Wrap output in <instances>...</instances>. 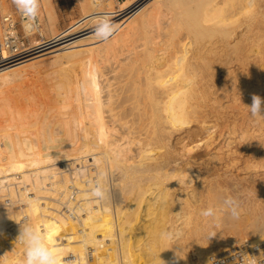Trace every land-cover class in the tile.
Instances as JSON below:
<instances>
[{
  "label": "bare ground",
  "instance_id": "6f19581e",
  "mask_svg": "<svg viewBox=\"0 0 264 264\" xmlns=\"http://www.w3.org/2000/svg\"><path fill=\"white\" fill-rule=\"evenodd\" d=\"M207 1L125 0L120 9L132 7L131 24L124 29L116 22L117 30L107 41L100 43L93 26L99 17H111V12L94 15L76 31L56 33L52 40H39L19 52L0 47V88L27 76L47 58L56 62L64 55L58 66L80 70L78 74L75 70L67 87H60L63 97L56 106L62 112L54 117L56 125L46 110L44 116L37 113L35 122L11 112L6 125L0 123V264H23L24 247L17 239L21 226L27 224L40 231L50 247L59 249L61 264H182L186 243L193 238L203 264L264 263V214L253 222L259 243L255 258L239 253L232 239L212 246L200 237L205 236L198 213L202 207L211 205L218 215L224 198L239 196L224 182L228 177L216 176L210 164L202 165L203 157L199 166L206 168H196L190 153L209 143L202 132L213 136L238 131L244 141L251 123L241 125L236 120L221 127L224 108L259 95L264 87V0H224L230 5L225 11L222 4L228 15L216 20L206 15L221 10L222 1L212 7ZM45 7L51 17V0H45ZM208 20L215 21L207 24ZM1 25L0 21V39ZM24 29L43 36L41 15L40 25L24 21ZM80 37L81 47L69 51ZM33 58L38 60L12 68ZM115 78L120 82L113 89ZM228 83L230 89H224ZM225 97L229 103L220 104ZM128 116L146 130L136 154L132 131L119 123ZM251 122L261 127L264 118ZM178 131L187 132L180 149L173 142ZM87 163L95 167L93 172ZM252 170L253 181L264 174V152ZM54 177L48 186V179ZM72 184L82 191L79 204L68 201ZM98 184L104 199L88 195ZM213 184L226 186L221 190ZM62 205L68 206L67 214ZM245 209L254 213L250 206ZM171 215L176 225L170 226ZM166 229L178 236L171 241L161 238ZM105 243L109 246L100 249Z\"/></svg>",
  "mask_w": 264,
  "mask_h": 264
},
{
  "label": "rangeland",
  "instance_id": "374dc122",
  "mask_svg": "<svg viewBox=\"0 0 264 264\" xmlns=\"http://www.w3.org/2000/svg\"><path fill=\"white\" fill-rule=\"evenodd\" d=\"M123 1H125V0H51L52 7H53L52 9H53L54 13L52 15L53 17L52 16L49 17V13H47L48 11H47V8L45 7V0H39V11H40L41 19H42V27L44 29V35L42 36L38 33L29 34L24 29V26L21 23H18L17 29H18L20 35L25 36L27 41H29V43H31V45H30L31 47H34L37 44L36 42L39 40L43 41V43H45L46 41L52 40L53 38L56 37V33L57 34H65L68 32L76 31L79 27L82 26V24H84L85 21L89 20L92 16L97 15V14H104L107 12L112 13L111 19L113 20L114 23L118 22V24L123 25L124 29H125L128 25L131 24L130 20L133 17L132 16L133 11L132 12L129 11V10H131L132 7L126 9L125 11H122L120 9V7L124 5L121 3ZM193 1H196V0H193ZM220 1H222V3L220 5H221V8L223 10L216 8L214 10L209 11L210 13L208 12L206 15L209 20L211 18L216 20V18H218V19L221 18L222 17L221 15L225 16L227 14L225 11H227L226 8L229 7L230 5L229 4H228L229 6L224 5L223 4L224 0H208L206 2V4H207V7H212ZM222 4L225 8V11H224ZM0 5H1L0 6V21H1V17L3 15H5L6 13H8V12L18 13L21 10V8L18 6L16 0H0ZM225 6H227V7H225ZM227 9H229V8H227ZM132 10H134V9H132ZM164 17L165 16H162L161 18L164 19ZM165 19H166V17H165ZM165 19H164V21H165ZM209 20L207 21V24L215 21V20H213V21H209ZM161 21H163V20H161ZM78 41L83 43V39L81 37L76 39L75 43H72V45H75V46L70 45V47H68L69 51H72V49H75V48H76L75 50H77V48L81 47L80 45H82V43L79 44V43H77ZM101 42H104V41H100V43ZM87 45H90V44H87ZM68 48L64 49L65 50L64 52H66V50H68ZM61 51H63V50H61ZM59 58H60V60L66 59V57H64V55H61ZM59 58H57V59L59 60ZM47 59H46V61L50 60L49 58H47ZM31 60L34 61V60H38V59L33 58L30 60L24 61L22 63L14 65L12 68L14 69V67H15L17 69L18 66H20L18 68H21L22 64H23V66L26 63L29 64L32 62ZM58 60H56V62H54L53 60H50L51 61V62L49 61L50 64H47L49 62H46L44 59V62L42 61L40 63V65L42 67L38 65L37 66L38 68L36 67L35 69H31L32 72L30 71L31 72V73H29L30 75L27 73L28 74L27 76L25 74L20 78H16L17 80L15 79L9 83H6L5 85L3 84L4 86L0 88L1 89L0 91H2V92H0V123H2V124L4 123L3 125H6V123L8 122L7 119L11 116V114L13 112L15 113L14 115H16L18 113V114H21L20 115L21 117H25L26 119L28 118V119L32 120L33 118L36 117L38 112L44 116L45 110H46V114H49V119L52 118L53 123L55 125L58 123L57 118L59 117V114H61L62 108L59 106H56V104L57 105L61 104L60 99H62V97H63V95H61V93H60V89H61L60 87H61V85L62 86L64 85L63 86L64 88L67 87V84H69L70 78L73 77L74 73L76 72L75 70H77V72H76L77 74L80 71L78 66L74 67V69H73V66H68V67L67 66L61 67L62 65L58 66V64H59ZM29 61H31V62H29ZM52 61H53V63H52ZM55 63H57V64H55ZM53 64H55V66ZM38 69H40V70H38ZM33 70H35V71L33 72ZM57 76H58V78H57ZM68 76H70V77L67 78ZM263 80H264V76H263ZM65 82H67V83H65ZM119 82H120V79L117 78V80H116V78H115V81L112 82V84L113 83L114 84L116 83V84H115V86L113 85L112 88L113 89L115 87L117 88L119 86ZM228 85H229V83L225 84L223 88L224 89H230V87H227ZM56 88H58V90ZM261 90H260L261 93L259 92L260 94L258 96H260V97H262V99H264V87ZM58 91H59V93H58ZM55 92L58 93L59 95L58 94L55 95L54 94ZM229 93L232 94V91ZM57 95H58V97H57ZM253 95L254 94H252V96ZM252 96L249 97L248 99H246V98L242 99L241 100L242 102L240 100L238 102H234L233 106L235 104H236L235 106L239 105L236 108H234L232 105L230 107L232 109L227 107V110H226V108H224L223 118L221 120L222 121L221 127L222 126L226 127V126L230 125L231 123L236 122V120L238 121L239 124L247 122V123H251V126H252L251 121L253 118L250 116L249 110L245 106V105H247V106L251 105ZM50 97L52 99H50ZM53 97H55V98H53ZM56 98H58V99H56ZM243 100H244V102H243ZM57 101H58V103H56ZM228 101H229V98L225 97L220 101V104H223V105L227 104V103H229ZM2 102H4V103H2ZM240 105L242 107H240ZM44 107H46V108H44ZM50 108H52L53 112H55L56 114L51 113ZM53 108H55L56 110L58 108L59 109L56 111ZM47 109H48V111H47ZM235 109H238V110H235ZM9 110H12V111L9 112ZM40 110H42V112ZM233 112H234V115H233ZM51 114H53V117ZM55 116H57V118H54ZM128 117H127L128 119L122 118L121 121H119V123L123 124V126L125 124L124 127H126L125 128L126 131L128 130L127 131L128 133L131 131H132V133L134 131L136 132L138 129H139V131H141L142 129L140 130V128L142 126H143L142 128L145 129L144 125L139 123L138 120H135L132 116H128ZM131 117H132V119H131ZM1 119H3V120H1ZM240 119H241V121H240ZM4 120H5V122H4ZM54 120L57 123H55ZM32 122H35V120H32ZM137 122L140 124V127L138 126L139 124H137ZM135 125L138 126L139 128L136 127ZM251 126H249V130L247 133L248 135H246L247 137L244 139V141L241 140L242 138H239V135H238L239 132L238 131L236 132L237 134L236 133H234V134L230 133L231 135L230 134L227 135L228 132L225 134L222 132H219L217 134H214L213 136L204 134L205 132H202L204 139L208 138L207 141H209V140L210 141H209V143L206 142L204 145H202V147L195 149V151L192 150L193 153L192 152L190 153V157H192L191 158V160L193 162L192 164H195L194 166H196V165L198 166L196 168L200 169L202 165H204V166L206 165L207 167L212 166L213 168H216V172H215L216 176L218 173H220L225 178L228 177V180H225L224 182H227V184L230 187V190L232 191L233 195L239 196L238 201H240L239 203L242 206L241 209L243 210V211H241V214H240L238 219H233L230 217V215H228L224 210L221 209L220 211H218V215H216V219L210 220L209 218L203 217L201 215V211L203 209H206V208L212 207V206L211 205L210 206L209 205L203 206L202 209L198 213L200 215V220H202L201 222H202L203 226L205 227V236L203 237L202 234H200V237H202L206 241L210 242L212 246L213 245L218 246L220 243L225 242V240L232 239V240H234L233 246L236 249L239 248V250L243 251V252L238 251L239 253H242L245 255L250 254L252 256V258H255L256 257V253H255L256 251L255 250L259 249L258 248L259 243L257 241L258 239L255 237V235L252 231H253V227H254L253 222L256 220V218L259 215L264 214V174H260V175L258 174V176H256V178H255L256 180L253 181L252 177H251V173L253 172L252 169H253L254 164L258 163V160L261 158V156L263 155V152H264V125H261V127H260V125H258V127H256V128H255V126H252L253 128ZM124 127L120 128V132L121 131L123 132V130H121V129ZM253 129H255V130H253ZM139 131H137L136 133H133V134L132 133L129 134L130 136H133V141H134L133 143L136 144V145H134L132 143V146L134 145V147H132L133 148L132 152L135 154L138 151L137 148L139 147L138 140L140 138H142V136H143L142 139H144V135L146 134V132H145L146 130H142L140 135L138 133ZM120 132L118 133L119 135L117 134L114 137H119L121 134ZM257 132H258V134H257ZM186 133L187 132H181L180 133L178 131V133H174V135H173L174 136L173 142L177 144V147L179 149L183 144V142H181V141L187 137ZM136 136H138L139 138H137ZM213 138H215V139L213 140ZM222 138H224V139H222ZM227 138L228 139L231 138L232 141H229ZM255 140H256V143H255ZM212 141H214V142H212ZM227 141L230 142V143L229 142L227 143L228 145L226 144ZM229 144H230V146H229ZM217 147H218V149H217ZM219 147H220V150H219ZM134 148H136V149H134ZM250 149H252V150H250ZM134 150H136V151H134ZM192 154H194V155L192 156ZM205 156H207V157H205ZM202 157H203V162H206L207 164L202 162V165L199 166L200 161L202 160ZM205 158H208L209 160L208 159L205 160ZM210 158H211V160H212V158L215 159V161L212 160V162H215V164L211 162ZM217 159H218L219 163L217 162ZM193 160H195V162ZM249 160H252V161H249ZM197 162H198V164H197ZM88 163H90V162H88ZM209 164H210V166H208ZM86 166L91 168L92 172L95 170V167L93 165L88 164ZM204 166H202V168H206ZM224 172L227 174V176H225ZM67 174H69V173H67ZM216 178L217 177H215L214 181L216 180ZM54 180H55V177L53 178V180L48 179L47 182H49V181L53 182ZM46 184H48V183H46ZM214 184L212 185V187L216 186L217 188H219L221 190L223 188H225V186H226L225 185L223 187H220L219 185H214ZM48 186H49V184H48ZM214 191H216V193H217L218 189L215 188ZM214 191H212V193ZM81 192L82 191H80V195L82 194ZM213 194H215V193H213ZM80 195H78L79 197L78 196L75 197L74 201H77V199L81 198ZM5 198H7V195L5 196ZM8 198H9V196H8ZM47 200L52 201L51 198H47ZM8 201L9 200H7V202ZM248 206H250L251 211H253L254 213L251 214L250 212L248 213V211H246L247 209H245V208H247ZM14 209H17V208H14ZM172 209L175 210V206H172L171 210ZM61 210L63 213L66 212L64 214H67V211L64 210L63 205L61 206ZM249 214H251V215H249ZM174 220H175V217L173 215H171V222L169 223L170 226H172L173 224L176 225V223H178V222L175 223ZM186 230H188V228H186ZM212 233H214L215 235H212ZM202 238H199V239L203 240ZM195 239L196 238H193V240H192L193 243L192 242L186 243V252L187 253H186L185 259L188 261V263L186 262L184 257L183 258L181 257L180 261H182V264H203L202 260L200 258H198L199 256L197 255L196 249H194L195 246L193 244H196ZM0 241H2V240H0ZM107 246H109V245H107V243H105L104 247H99V248L102 249V248H106ZM227 247H229V246H227ZM105 252H106V250H105ZM252 258H251V260H253Z\"/></svg>",
  "mask_w": 264,
  "mask_h": 264
},
{
  "label": "clouds",
  "instance_id": "9594fccd",
  "mask_svg": "<svg viewBox=\"0 0 264 264\" xmlns=\"http://www.w3.org/2000/svg\"><path fill=\"white\" fill-rule=\"evenodd\" d=\"M18 6L21 8L26 19L35 22L39 15V0H30V4L22 3L21 0H16ZM117 26L110 16L103 15L97 19L93 26L95 37L101 41H107L116 32ZM252 118H264V99L258 95L252 96V103L250 106L245 105ZM91 197L104 199L105 192L99 184L92 188L88 194ZM222 210H224L233 219H238L241 214V205L236 197L228 196L223 199ZM201 215L210 220L216 219V209L208 207L201 211ZM212 235H215L212 233ZM161 238L173 240L178 236V233L173 230H164L160 234ZM24 247L23 264H61V255L58 248L50 247L46 242L45 237L33 225L27 224L21 226L20 235L17 239Z\"/></svg>",
  "mask_w": 264,
  "mask_h": 264
},
{
  "label": "built area",
  "instance_id": "2783aa9c",
  "mask_svg": "<svg viewBox=\"0 0 264 264\" xmlns=\"http://www.w3.org/2000/svg\"><path fill=\"white\" fill-rule=\"evenodd\" d=\"M24 21H27L28 23L32 24L28 19H26L25 15L23 14L22 10H20L18 13L8 12L5 15L1 17V39H0V47H4V49H7L9 51L19 52L21 50H24L26 48H31V43L27 41L25 36L20 35L17 25L18 23H21L24 26ZM33 25V24H32ZM40 25V15H38V18L35 22V26ZM40 26H38L39 28ZM35 33L40 34L39 31H36ZM68 172L72 176V170L68 169ZM96 182V181H95ZM49 186H52L53 182H48ZM51 188V187H50ZM80 195L79 189L77 186L71 185L70 191H69V202L72 200L73 202L80 203L82 201L81 198L77 199V201H74L75 197ZM65 211L68 210V206H63ZM8 231V229H7ZM10 231V230H9ZM13 231V229H12Z\"/></svg>",
  "mask_w": 264,
  "mask_h": 264
},
{
  "label": "snow or ice",
  "instance_id": "6c2138e0",
  "mask_svg": "<svg viewBox=\"0 0 264 264\" xmlns=\"http://www.w3.org/2000/svg\"><path fill=\"white\" fill-rule=\"evenodd\" d=\"M22 3L30 4V0H21Z\"/></svg>",
  "mask_w": 264,
  "mask_h": 264
}]
</instances>
